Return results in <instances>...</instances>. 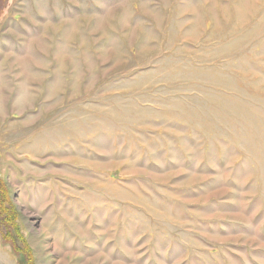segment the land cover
Here are the masks:
<instances>
[{"label":"rangeland","instance_id":"rangeland-1","mask_svg":"<svg viewBox=\"0 0 264 264\" xmlns=\"http://www.w3.org/2000/svg\"><path fill=\"white\" fill-rule=\"evenodd\" d=\"M0 179V264H264V0H0Z\"/></svg>","mask_w":264,"mask_h":264},{"label":"trees","instance_id":"trees-1","mask_svg":"<svg viewBox=\"0 0 264 264\" xmlns=\"http://www.w3.org/2000/svg\"><path fill=\"white\" fill-rule=\"evenodd\" d=\"M7 188L5 183L3 182V180L0 179V211H4L3 213H5V209L3 208V206H1V204L5 201H7ZM3 205V204H2ZM1 207L3 208V210L1 209Z\"/></svg>","mask_w":264,"mask_h":264}]
</instances>
